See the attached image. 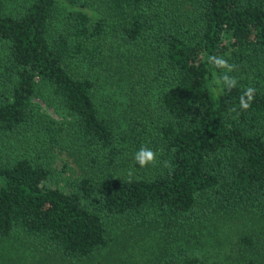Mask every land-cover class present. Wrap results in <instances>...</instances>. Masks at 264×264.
Instances as JSON below:
<instances>
[{
  "label": "trees",
  "instance_id": "1",
  "mask_svg": "<svg viewBox=\"0 0 264 264\" xmlns=\"http://www.w3.org/2000/svg\"><path fill=\"white\" fill-rule=\"evenodd\" d=\"M65 1L0 0V264H212L225 230L264 264V0Z\"/></svg>",
  "mask_w": 264,
  "mask_h": 264
},
{
  "label": "rangeland",
  "instance_id": "2",
  "mask_svg": "<svg viewBox=\"0 0 264 264\" xmlns=\"http://www.w3.org/2000/svg\"><path fill=\"white\" fill-rule=\"evenodd\" d=\"M58 1L61 5L65 7H70V5L67 4L65 0ZM213 79L214 82H218L219 80L218 76L215 73L213 75ZM121 90L122 89L120 88V92ZM100 93L102 94V96H106V93L102 91V88L100 89ZM35 101L37 102L38 107L41 110L51 114L54 117L58 116L56 112H54L53 108L47 106L42 100L36 99ZM56 168L60 169V160L57 161ZM229 235L230 234L227 230L221 233L218 244L215 245L213 248L214 263L212 262V264H239L238 261H236L237 247L233 246L232 243L228 241ZM150 252L151 251L148 248L147 244H139L132 246L127 245L120 249L118 254L111 260L110 264H149V262H151ZM11 255L15 256L16 254L14 252H11ZM16 259L17 258L15 257V260ZM5 263L16 264L18 262L15 263L14 261H7Z\"/></svg>",
  "mask_w": 264,
  "mask_h": 264
},
{
  "label": "clouds",
  "instance_id": "3",
  "mask_svg": "<svg viewBox=\"0 0 264 264\" xmlns=\"http://www.w3.org/2000/svg\"><path fill=\"white\" fill-rule=\"evenodd\" d=\"M209 62L213 63L215 66L217 67H221V68H226L229 72L233 70V65H230L228 63L227 60L223 59V58H218L215 56H211L209 57ZM223 81L224 83L227 85V87L229 89H231L232 87H235L236 85V80L235 78H231L227 75H225L223 77ZM255 93V89L249 87L246 92H245V96H247V101L244 100V98H241V108L242 109H248L250 107V101L253 99V95ZM136 163L140 166V167H146L148 165H155L156 161H157V155L156 153L147 148L142 146L136 153H135V157H134Z\"/></svg>",
  "mask_w": 264,
  "mask_h": 264
}]
</instances>
